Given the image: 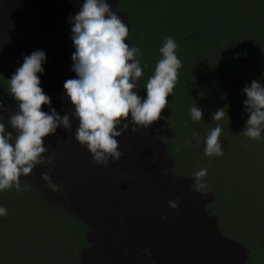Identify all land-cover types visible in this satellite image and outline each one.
Returning a JSON list of instances; mask_svg holds the SVG:
<instances>
[{
	"label": "clouds",
	"instance_id": "1",
	"mask_svg": "<svg viewBox=\"0 0 264 264\" xmlns=\"http://www.w3.org/2000/svg\"><path fill=\"white\" fill-rule=\"evenodd\" d=\"M2 1L0 0V9L5 12L12 10L10 13L18 12L19 23L32 24L31 30H40L44 26L33 24L27 18L33 13L32 7L27 9L25 15L18 9V5L9 7L12 0H9L6 7L2 6ZM31 1L35 4L42 0ZM145 1L114 0L120 11L131 14L130 18L127 15L129 26L112 10L107 0H84L79 12L71 18L72 41L75 47L71 57L72 71L76 73V78L66 80L64 89L66 97L74 107L73 114L79 121L75 139L81 145H86L97 165L108 166L110 158L113 161L121 158L122 153L119 151L117 138L125 130H129L130 125L131 131L136 132L137 127L147 129L155 123L157 130L163 129L159 132H164L163 141L167 149L173 152L170 156L174 159L175 170L183 168L188 172L194 189L209 195L207 210L222 216L220 214L224 212L221 208L220 213L216 212V205L221 200L206 191L207 184L202 182L203 178L244 173L248 167L243 168L244 162L238 157L245 155L228 149L226 145L228 140L220 137L223 126L211 129L207 137L199 133H191L184 127L179 133L168 131L174 129L167 124V120L176 114L174 87L179 76L178 70L182 65L176 55L178 45L171 36L166 37L165 41L160 39L162 33L159 32L158 25L150 26L152 28L147 32L150 38H147L140 29H132L131 24L145 23L146 20L143 19L145 16H151L156 12L159 14V0H151V6L139 9L138 6ZM191 1L185 0L186 9ZM217 3L220 13H216L212 24H223L224 32L221 31V27L217 32L211 28L212 39L207 41L201 26L205 23L199 13L200 17L196 19L193 16L185 28L190 32L192 28V34H195L192 41L196 51L200 49L208 58L216 49L221 48V44H224L233 52L239 50L249 58L250 66L247 70L249 71L252 68L250 53L254 46L264 50V7L258 0H217ZM42 8L46 16L44 24L52 27L53 21L57 18L55 5L50 4ZM160 12L163 14L162 11ZM174 14L175 12L172 15L169 12L164 23H172ZM161 18L163 20L162 16ZM256 26L263 29V32L257 33L259 36L255 33ZM206 43L207 48L200 47ZM137 44L141 45V53L136 47ZM144 46L148 48H142ZM158 48L162 58L151 71L144 65L143 52L152 54V51ZM45 59L43 51H35L24 57L22 66L16 72H11L10 61L0 62V191L13 187L18 192L27 191L28 185L29 188H34L39 197L58 215L59 223L63 222L59 214H67L68 221L73 224L70 223V232L73 234L76 232L77 239L82 238L84 243V228L80 227V222L71 220L68 212L56 210L49 202V198L57 201L55 205L58 208L65 201L63 192H53L60 190V186L52 182L48 172L41 173V178L47 182L48 187L42 181L33 183L34 178L27 176L37 165L54 162V154L45 155L50 147L45 144V138L54 135L61 126L66 130L71 129L69 114L61 117L54 108H50V113L42 111V105H51L50 97L39 86L40 78L37 75L44 71L42 63ZM226 66L233 70L229 64ZM209 72L217 80V74L210 70ZM4 76L6 77L2 80L1 77ZM141 77L143 99L135 90L137 81ZM230 81L234 83L232 78ZM221 85L225 88L222 83ZM243 91L247 96L244 104L249 114L243 134L249 139L259 140L264 131V86L253 80L250 86L245 85ZM238 102L237 100V104ZM190 115L193 121H201L203 113L200 108L193 106ZM224 116L225 109H217L212 120L220 121ZM166 141L175 144H168ZM164 174L167 175V172ZM258 174L261 176L264 174L263 166ZM25 177L27 180L24 181L26 184L22 189L20 178ZM40 189H43L44 196H41ZM212 198L215 199V203ZM168 205L175 210L179 207V202L169 201ZM246 212H252L254 217L245 219L244 233L238 237L246 250V264H250L252 255L264 242L262 236L264 219L258 218L262 214L259 213V208H255V203L248 204ZM6 214L7 210L0 207V215ZM59 223L55 232L59 236L67 234L69 228L66 227L67 230L57 228ZM72 226L75 228L72 229ZM255 233L257 236L253 237ZM76 246L79 244L71 246L69 264L76 262L73 254ZM60 247L63 248V243ZM59 255H61L60 249H56V252L54 250V260L56 259L58 264L61 263Z\"/></svg>",
	"mask_w": 264,
	"mask_h": 264
},
{
	"label": "rangeland",
	"instance_id": "2",
	"mask_svg": "<svg viewBox=\"0 0 264 264\" xmlns=\"http://www.w3.org/2000/svg\"><path fill=\"white\" fill-rule=\"evenodd\" d=\"M49 1L50 0H42L41 2L39 1L34 4V2L31 0H12V4H10L9 7L18 5V9L22 10L25 15L27 9L32 7L33 13L28 15L27 18L33 24L45 25L44 23L46 16L42 7L46 6ZM71 1L75 2V8L77 9L79 0ZM8 2L9 0H3L2 6L6 7ZM107 2L110 4L112 10L121 17L127 26H129L128 24H130V22L128 17L130 18L131 14H129L127 11H125V13L120 11L114 0H107ZM180 2H183V0H159V10L163 12L162 17L164 21H167V15L169 12L171 15L173 14L175 8ZM199 4H201L212 17H214L218 11L217 0H198V5ZM146 6H151V0H146L142 5H139L138 8L140 9ZM11 11L12 10L5 12L1 10L0 13V62H2L5 53L3 45L8 46L14 56L17 54L19 58L29 56L30 54L27 52V50L31 48L33 53L34 51H37L39 46L38 34L37 32L35 34L34 30H31L32 24H28L27 22L19 23L17 19L18 16L15 18L10 17L11 14H13L10 13ZM56 11L57 18L52 24H65L62 10L56 9ZM135 17L138 18V16ZM191 18H193V15ZM9 19H11L13 23L5 24V21H9ZM156 19H159L158 12H156ZM67 24L70 23L67 22ZM158 24L165 23L159 22ZM178 24L183 23L180 22ZM9 25H13V27L12 29L8 30L6 26ZM170 25L172 27H170L169 34H162L160 39L165 41V38L168 36H171L174 39L178 45L176 49V55L177 58L180 59L182 66L178 70L179 76L174 87L176 92V97L174 100L176 105V114L170 116L167 120V124L172 126L174 129H168V131L172 133H179L181 128L184 127L185 130L191 133H199L207 137L211 129L216 126L222 127L223 123L226 124V126L223 128V131L221 132L220 137H222L223 140H228L226 144L228 149L236 150L237 153L245 155V157H238V159L244 162L243 168H248L242 174H228L225 177H204L202 182L207 184L206 191L211 192L216 196V198L221 200L220 203L216 205L217 213H220V208L224 207V202L222 200L227 199L230 201L232 198H237V201H235L236 204L231 205V210L237 211V213L234 215V220L232 221L234 222L231 226L232 230H230V227L228 228V232L238 236L241 234H239L235 229L236 217L239 211H241L248 204L255 203V208H259V213L262 214L258 216V218L264 219V174L262 176L258 174L261 166L264 168V131H262L261 138L259 140L249 139L243 134V131L246 127V122L249 119V114L246 111V106L244 104V101L247 99V96L243 91L244 86L240 85L237 87L236 84H231L229 85L228 89L224 88L221 85L223 81L221 80L222 76L220 75L218 69V63L216 62L215 54H212L207 58V54H205L200 49H197V54L195 53L194 55V53H191L192 50L190 51V44L193 41L187 37L189 34L180 33V28H173L174 24L172 23H170ZM70 27H72L71 24ZM187 31L190 33L188 29ZM60 39L62 40L63 38ZM30 43L33 46L35 45V47H31ZM42 50L46 54V59L42 63L45 65V70L40 74L43 75L45 79L40 80L39 86L42 87V89L44 88L43 91H46V80L49 85H53L52 87L54 88L57 87V84H59L57 88L62 86L59 89L55 88V90L51 92V105H42V108L44 112L48 113H50V108H54L61 117L66 115L65 109L67 111L70 110L67 114L70 116L71 129L66 130L61 126L57 128L56 133L53 136L49 135L45 138V144L50 146L48 153L45 155L52 156L54 154V162L52 164L37 165L32 170L31 174H28L27 176L30 175V177L34 178L33 183L42 181L43 184L48 187L47 182L41 178V173L48 172L52 178V182L57 183L60 186V190L50 191L63 192V198L65 199V201L61 204V206L59 205L58 208L55 205L57 204V201L51 200L49 198V202L55 206L56 210L68 212L71 220L77 221L78 219L84 225V243L82 246H76L73 249V254L76 257V262H74V264H155L153 258H151V253H149V257L147 259L149 263L143 262V253L138 252L141 250V244L134 242L133 239L129 240L131 238L130 234L132 230L137 227L139 222H141V212H137L136 210L133 211V205H128L131 195H136V192L143 188L146 189L147 192L152 196V200L154 198V204L162 205L159 197L165 198L167 188H171L172 190L177 189L180 192H183L182 195H187L188 198L194 202L191 204L180 205L175 210L171 208L166 209V206H163L161 208L162 210L160 209V214H164L162 216V222L164 226H161V230H157V232L160 233L162 231L163 234L161 233V235L165 236V233L171 231V229H174L175 224L172 223L176 222L179 217L183 215L179 212V210H182L184 213L192 214V217H195L196 215L198 217V214L202 212L198 201L199 195H201L200 192H197L194 189L193 184L189 179H182V176L178 173L171 172L173 171L172 160L168 153L164 151V149L160 148L162 141L156 137L155 134H153L152 129L151 131L149 130L152 125L147 129L137 127V131L132 132V137H137L143 141L142 147L140 145L135 146V151L127 153L126 156L123 150L129 148L132 138L130 132L125 131V134L123 132L122 135L117 138L119 139V151L122 153L121 158L117 161H113L110 158V163L108 166H104L108 169L101 168L103 165H97L93 161V158L86 145L81 146V144L75 139V131L78 127V122L75 115L73 114L74 110L72 109L73 106L71 102H67L70 100L66 97L63 85V83H65L63 81L76 78L75 75H71L74 74V71H72L71 67L73 65V61L71 59L73 54L72 50L70 48L62 52L52 50L49 51L50 53L43 47ZM145 52L147 55L143 59L144 65L152 71L155 68V64H157V62L162 58L160 48L153 50L152 54L148 53L147 51ZM190 54L193 57H191ZM59 55L63 56H60L59 58ZM10 62L11 69H18L20 66H22L20 65V62ZM66 66L68 67L66 68ZM207 67H209L211 70H216L217 80L213 78ZM40 74L38 73L37 75ZM69 76L71 77L69 78ZM5 77L6 76L1 77L2 80ZM53 81L55 84H53ZM233 81L235 82L236 80L233 79ZM230 82L233 83L232 81ZM57 92L61 93V96H59L60 94ZM241 93L243 94V100L239 109L237 99ZM45 94L48 95V93ZM52 95L59 97L56 98V103L53 102L55 97ZM60 98H62V100ZM193 106H196L202 110L203 115L201 121L192 120L190 109ZM221 108L225 109L224 118L220 121L212 120V116L215 111ZM129 129H131V126ZM162 130L163 129L156 131ZM146 131L149 133L145 136L146 138L143 139L144 132ZM65 136L66 141L71 139L69 143L65 142L63 138ZM199 137L202 138L203 136ZM144 140L147 141V144L149 145L157 146L158 149L155 148V150L150 153L149 150H151V147H148L149 149L146 148L144 145ZM166 143L175 144V142L167 141ZM120 144H122V146H120ZM91 165H94V168ZM95 167L99 168L94 170ZM253 171L254 173L252 174ZM165 172H167V175L164 174ZM109 173L111 175H109ZM142 176L143 179L141 178ZM35 179H37V181ZM109 179L111 180L109 181ZM22 180L26 181L27 177L22 178ZM165 180L172 181L174 185L171 186L170 183L165 184ZM106 181L111 183V187L114 186V190L116 189L113 193V198L111 201L113 209L110 212L104 206L110 199V197L107 196L108 191L103 189ZM119 184H121V187ZM98 187L99 189H97ZM32 190L35 191L34 189ZM190 190L192 191L191 194H189ZM40 193L41 196H44L43 189H40ZM124 198L127 199L126 202H124ZM120 206L123 208L125 206V208L122 209ZM127 214L131 217H126L128 216ZM201 216L203 220L206 219V215L201 213ZM253 217L254 214L252 212H246V214H244L245 219H252ZM192 220L193 219L191 218L189 221H187V225H192ZM127 226L130 230L127 229ZM170 226L172 227L171 229H169ZM221 231L224 233L222 229ZM154 236L155 234L153 237ZM255 236H257L256 233L253 237ZM262 236H264V233ZM182 237L183 236L180 238ZM165 238L166 236L164 239ZM127 240L129 241L126 244L130 250L125 248V243L123 242ZM172 246L175 247V244ZM9 247L10 249L8 250L7 255H11L12 257L10 260L16 264H39L40 256L43 253L40 248L34 247L31 251H28L26 258L22 259V256H20L18 253H14V247L12 243L9 244ZM36 249L39 250L36 252ZM175 250H178V248ZM226 252L229 254L234 253L233 249L230 248L226 249ZM244 252V249L239 246L238 257L242 258L243 264H246V256ZM171 255L174 256L173 253ZM125 257L129 258L125 259ZM19 258H21L20 261ZM191 258V255H189L188 258H184V261L190 262ZM37 259L38 261H36ZM242 260L240 259V261ZM240 261L237 260L232 262V264H239ZM210 264H217V262L213 261V263L210 262ZM250 264H264V242L260 249L256 250L252 255Z\"/></svg>",
	"mask_w": 264,
	"mask_h": 264
},
{
	"label": "bare ground",
	"instance_id": "3",
	"mask_svg": "<svg viewBox=\"0 0 264 264\" xmlns=\"http://www.w3.org/2000/svg\"><path fill=\"white\" fill-rule=\"evenodd\" d=\"M83 2H84V0H79L77 9L75 8V2H73L71 0H50L47 3V5L54 4L56 9L62 10L64 19H65V24H54L52 27L44 25L40 30H34L35 34L37 32L38 37H39V42H38L39 46L37 45L38 46L37 51H43L42 50V47H43L48 52L52 51V50L62 52V51H65L69 48L72 50V53L75 52V47H74V44L72 41V35L73 34L71 31V27H70V24H71L70 20L72 17H74L79 12L80 8L82 7ZM0 13H1V10H0ZM17 15H18L17 13H13V14H11L10 17L15 18ZM0 16H1V14H0ZM11 22H13V21L11 19H9V21H5V24H12ZM67 22H69L70 24H67ZM6 27L9 30V29H12L13 25H9ZM64 30H67V31H64ZM60 38H63V39L61 40ZM32 39H34V38H32ZM20 43H21V41H20ZM16 44H18V43H16ZM28 47H29V45H28ZM28 47H26V48H28ZM31 47L34 48L35 45L33 46L31 44ZM3 49H4L5 53H4V58H3L2 62L3 61H14V62H20V65L23 64L24 58H19L17 54L14 56V54L12 53L11 49H9L8 46L3 45ZM27 52L31 55L32 54L31 48L28 49ZM26 53H25V55H26ZM63 55H59V58H60V56L62 57ZM44 66L45 65L42 64L43 69H44ZM67 67L68 66H66V68ZM10 70H11V72H16L17 69H11L10 68ZM57 71H58V68H57ZM59 74H60V72H59ZM69 74H71V73H69ZM71 75L76 76V73L74 72V74H71ZM38 76H39L40 80L45 79L44 76L41 74ZM70 77L71 76H69V78ZM55 79H57V78H55ZM63 82H65V81H63ZM46 84H47V86H46L45 90L47 92L46 91H44V92L48 93V95L47 94L46 95L50 97L51 92L54 91L55 88H57L59 84L56 83L57 87H55V88L52 87L53 85L52 86L49 85L47 80H46ZM53 84H55V82ZM63 85H64V83H63ZM60 86H61V82H60ZM61 87H59V88H61ZM59 88H57V89H59ZM135 90L137 91V94L143 99L142 77L138 79L137 88ZM57 93H59V92H57ZM59 94H60L59 96H61V93H59ZM53 97H55V96H53ZM56 98H59V97L56 96L54 98V100L52 99L54 103H56L55 102V100H57ZM60 99L62 100V98H60ZM67 102H70V101H67ZM72 109L74 110V107ZM42 110H43V108H42ZM65 111L67 114L68 111H70V110L67 111L65 109ZM76 119L78 122L77 123V126H78L79 121H78V118H76ZM75 126H76V122H75ZM151 129H152L153 134H155L156 137H158L162 141L161 147L160 146L159 147L161 149H164V151H166L168 153V155L170 156L173 152L167 149V146L165 145V143L163 141V133L164 132L156 131L157 125L155 123H153L152 126L149 128L150 131H151ZM125 131L130 132V135L132 138L131 139V145L129 146V148H127L126 150H123L127 156V153L135 151V146L140 145L142 147L143 141H141V139H139L137 137H132L131 129L125 130ZM125 131H124V134H125ZM148 133H149L148 131L144 132L143 139L146 138L145 136ZM72 134H73V132H72ZM63 138H64L66 143H69L71 140L70 139L69 141L68 140L66 141V136ZM58 145H59V142H58ZM144 145L146 148L151 147V150H149L150 153H152L155 150V148L158 149L157 146L147 144V141H145V140H144ZM120 146H122V144H120ZM58 149H59V146H58ZM170 158H171L172 163H173V167H172L173 171H171V172L172 173H174V172L178 173L179 175L182 176V179H189L190 176H188L189 175L188 172H186L183 168L181 170H175L174 159L172 158V156H170ZM91 166L94 168V165H91ZM97 168H99V167H97ZM97 168L95 167L94 170H96ZM101 168L106 169L107 167L101 166ZM111 173H112V171H111ZM109 175H111V174L109 173ZM109 178H110V176H109ZM141 178L143 179V176ZM110 180L111 179H109V181ZM109 181H106V184H105L103 189L108 191L107 196L110 197V199L108 200V203L104 205L106 207V209L110 212L113 209V206L111 205V201L113 198L112 197L113 193L116 189L114 190V186L111 187V183ZM127 182H128V179H127ZM168 183H170L171 186L174 185V183L172 181L165 180V184H168ZM183 183H184V181H183ZM119 185L121 187V184H119ZM127 186H128V184H127ZM141 186H142V184H141ZM193 187H194V184H193ZM139 188H141V187H139ZM97 189H99V187ZM191 192L192 191L190 190L189 194H191ZM182 194H183V192H180L177 189L172 190L171 188L170 189L167 188L166 197L165 198L159 197L162 205L154 204L153 203L154 198L152 200V196L147 192L146 189H143V188L139 189L136 192V195H133V194L131 195V198L128 202V205H130V206L133 205L132 206L133 211L136 210L137 212H141V217H140L141 222H139V224H137V227L132 230V232L130 234L131 238L129 240L133 239L134 242L141 244V250H139L138 252L143 253L142 261L148 262L147 259L149 257V253H151V258H153L155 264H210V262L213 263V261L217 262V264H232V262H235L237 260L240 261V259L242 260V258L238 257V247L239 246H241V248L244 249V251H245L244 253H245V256L247 259L245 247L241 242H239V237L228 232V228H230L232 226V224L234 223L232 221L234 220V215H235V212L231 210V205H230L229 201L227 199L222 200L224 202V207H222L221 209L223 210L224 214H220V215H222L224 217L217 216V215L212 214L211 212H209L207 210V204H209V202H208L209 195L205 192H203V193L200 192L201 195H199L198 201H199V205H200L202 212H200L198 214V217H197V215L195 217H192V214L184 213L182 210H179V212L183 215H181L176 222L172 223V224H175L174 229H171L172 227L170 226L169 229H171V231L165 233L166 238L164 239L165 236L163 235L164 236L163 237L161 235L162 231L160 233L157 232V230H159V231L161 230V228H160L161 226H164V224L162 222V216L164 214L163 215H162V213L160 214V212H161L160 209L163 206H166V209H170V207L168 205L169 201H177L178 200V202H180L179 206L194 203L191 199L188 198L187 195L184 196ZM201 198H203V199H201ZM164 200H165V202H164ZM126 201H127V199L124 198V202H126ZM210 201H211V199H210ZM212 201H214V203H215L214 198H212ZM120 207L122 209L125 208V206H124V208L122 206H120ZM201 213L206 215L205 220H203ZM126 217H131V216L128 215ZM191 218L193 219L192 225L189 226V225H187V221H189ZM77 221H79L82 224V222L80 220L77 219ZM119 221H121V220H119ZM235 223H236L235 229L237 230V232L240 234H243L244 233L243 232V226H242L241 222L239 221L238 217H236ZM127 229H128V226H127ZM221 229L223 230L224 233H222ZM128 230H130V229H128ZM230 230H232V227L230 228ZM154 234H155V236L153 237ZM181 236H183V237L180 238ZM138 238H139V240H138ZM140 238H142V239H140ZM240 238H242V237H240ZM129 240L123 241L125 243L126 249H129L127 244H126V243H128ZM173 243L175 244V247L178 248V250H175L177 248L172 246V245H174ZM82 245H79V246H82ZM229 248L233 249V251H234L233 254H231V253L229 254L228 252H226V249H229ZM96 253H101V252H96ZM165 253H166V255H165ZM172 253L174 254V256L171 255ZM189 255H191V257H192L191 261L185 262L184 258H188ZM127 258H129V257H125V259H127ZM93 264H100V263H93ZM239 264H243V260L240 261Z\"/></svg>",
	"mask_w": 264,
	"mask_h": 264
},
{
	"label": "trees",
	"instance_id": "4",
	"mask_svg": "<svg viewBox=\"0 0 264 264\" xmlns=\"http://www.w3.org/2000/svg\"><path fill=\"white\" fill-rule=\"evenodd\" d=\"M258 1L264 7V0ZM174 12V17L172 20H170L172 21V24H174L173 28H180V33H187L185 26L189 25L188 23L190 22V19H192V15L194 18L198 19L200 17L198 13L202 16L205 23L201 24V26L204 31V37L207 41L212 39L211 28L217 32L219 27H221V31L224 32V25L212 24L214 17H212L201 4L198 5V0H192L189 2L187 9L185 6V0H183V2H180L175 8ZM216 13H220V11L218 10ZM162 15L163 14L159 11L158 20L156 19V13L151 16H145L143 18L146 20L145 23L131 24V27L132 29H140V31L145 36H147V38L151 37L147 34L149 29L152 28L150 26L158 25L160 27V33L165 34V31L167 30V34H169L170 27H172L170 24H158L159 22H164V19L162 20L161 18ZM216 15L217 14H215V16ZM180 22L184 24H178ZM190 25L193 26V24ZM155 28L157 30V27ZM190 30L191 32L187 37L192 40V38L195 37V34H192V28H190ZM261 32H263V29L256 26V35L259 36L257 33ZM206 45L207 43L200 45V47L207 48ZM190 46V51L192 50L191 53H194L195 55L196 46L193 44V42L190 44ZM211 46L212 45L210 44V47ZM220 46L221 48L216 49L214 54L216 57V62L218 63L220 75L222 76V84L226 89H228L229 85L232 84L230 82L231 78L236 80L234 83L237 87L240 85L244 87L245 85L250 86L253 80L261 83V85L264 86V50L254 46L250 53L252 68L247 71L250 66V61L249 58L245 56V54L239 50L237 52H233V50H231L229 47H226L224 44H221ZM136 47L140 48L141 45L137 44ZM142 48L148 47L144 46ZM143 55L146 56L147 53L144 51ZM191 57L193 56L191 55ZM226 64H229L233 70L231 71L230 68L226 66ZM207 68L213 73L217 74L215 69L211 70L209 67ZM237 100L239 101L238 108L240 109L243 100L242 93ZM222 126L224 128L226 124L223 123ZM24 181L25 180L20 178L22 189L26 184ZM32 189L34 188H29L28 185L27 191L21 190L18 192L14 187L12 189L0 191V207H3L7 210L6 215H0V264H16L10 260L12 256L7 255V252L10 249V243L13 244L14 253H18L20 256H22V259L26 258L28 251H31L32 248H40L43 253L40 256L39 264H58L56 259L54 260V250L56 252V249H60V264H69V258L71 257V246L76 244L82 245V238L77 239L76 232H74V234L73 232H70V223L72 224V222L68 221L67 214H59L63 221L62 223H59L58 215L55 214L51 207L39 197L37 190L34 189L35 191H33ZM57 223H59L57 228L67 230L66 227H68V233L59 236L55 232ZM79 225L81 228H84L83 224L80 223ZM73 228L75 227L72 226V229ZM62 243L63 248L60 247ZM38 250L39 249H36V252ZM20 260L21 258H19V261ZM36 261H38V259Z\"/></svg>",
	"mask_w": 264,
	"mask_h": 264
},
{
	"label": "crops",
	"instance_id": "5",
	"mask_svg": "<svg viewBox=\"0 0 264 264\" xmlns=\"http://www.w3.org/2000/svg\"><path fill=\"white\" fill-rule=\"evenodd\" d=\"M235 201H237V198L230 199V201H229L230 205L236 204ZM246 208H247V206H245L241 211H239V213L237 215V217H238L239 221L241 222L243 228H244V224H245L244 214H246ZM234 212H235V214L237 213V211H234Z\"/></svg>",
	"mask_w": 264,
	"mask_h": 264
}]
</instances>
